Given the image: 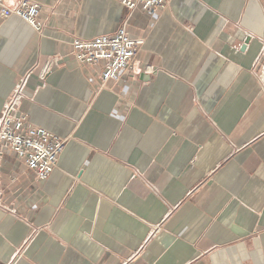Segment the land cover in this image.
Wrapping results in <instances>:
<instances>
[{
  "label": "crops",
  "instance_id": "0c3cea01",
  "mask_svg": "<svg viewBox=\"0 0 264 264\" xmlns=\"http://www.w3.org/2000/svg\"><path fill=\"white\" fill-rule=\"evenodd\" d=\"M0 19V113L66 140L44 181L0 154V264H264V0H37ZM12 2V0H11ZM143 39L105 83L66 53Z\"/></svg>",
  "mask_w": 264,
  "mask_h": 264
},
{
  "label": "built area",
  "instance_id": "2783aa9c",
  "mask_svg": "<svg viewBox=\"0 0 264 264\" xmlns=\"http://www.w3.org/2000/svg\"><path fill=\"white\" fill-rule=\"evenodd\" d=\"M132 10L141 7L151 15L165 8L170 0H116ZM40 4L37 0H0V19L16 15L34 29L42 26L39 21ZM143 39L131 37L122 24L111 33L100 34L89 39L74 38L64 54L56 52L44 66V72L63 55H71L79 62L91 67L104 62L100 80L105 83L116 78L127 68L139 52ZM23 83L18 82L4 102L0 113V154L12 151L33 173L37 181H44L57 165L66 140L49 130L30 124L26 116L17 109L23 93Z\"/></svg>",
  "mask_w": 264,
  "mask_h": 264
}]
</instances>
